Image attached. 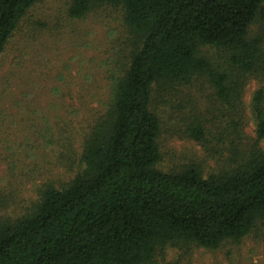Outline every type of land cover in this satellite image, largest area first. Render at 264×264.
Returning a JSON list of instances; mask_svg holds the SVG:
<instances>
[{
    "label": "trees",
    "instance_id": "trees-1",
    "mask_svg": "<svg viewBox=\"0 0 264 264\" xmlns=\"http://www.w3.org/2000/svg\"><path fill=\"white\" fill-rule=\"evenodd\" d=\"M40 1L0 0V57ZM104 4L122 8L130 48L103 60L108 91L93 120L67 107L12 130L18 142L0 140V264H156L168 247L238 243L264 220V0H72L68 15ZM202 81L212 107L184 125L214 165L162 171L157 93ZM252 81L261 85L248 103ZM54 83L48 94H61L66 78ZM14 117L4 122L20 124ZM41 151L73 174L67 183L45 177ZM25 182L36 193L26 203L11 191Z\"/></svg>",
    "mask_w": 264,
    "mask_h": 264
},
{
    "label": "rangeland",
    "instance_id": "rangeland-1",
    "mask_svg": "<svg viewBox=\"0 0 264 264\" xmlns=\"http://www.w3.org/2000/svg\"><path fill=\"white\" fill-rule=\"evenodd\" d=\"M71 2L41 0L34 5L0 57L1 141L7 138L20 141L11 135L12 130H27L34 125L35 117L40 118L46 112L53 116L58 111L65 113L66 108L71 107L81 113L80 120L86 124L100 109L108 91L103 60L112 48L120 47V54L124 47L126 50L130 48L126 46L129 31L124 23L122 8L104 4L94 8L86 18L74 21L68 15ZM257 28L264 30V24L259 22ZM203 49L216 65L225 63L223 52L214 46ZM59 73L66 78L63 92L48 94ZM86 73L92 77H85ZM260 85L257 81L249 84L246 92L248 103ZM209 92L211 88L202 81L197 86L173 91L165 98L157 93L154 109L162 118L159 143L163 157L158 165L160 170L176 172L192 162H200L206 168L214 165L203 146L188 135L184 125L190 115L204 114L212 107L210 96H207ZM52 103L59 106L52 108ZM5 115H14V119L21 123L13 125L10 121L4 122ZM12 126L13 129L6 132ZM254 129V123L250 121L248 134L253 136ZM41 155L50 158L49 161L41 160L46 170L45 177L50 175L57 183H67L73 174L59 167L54 169L53 163L50 164L55 160L51 153L44 156L41 151ZM24 161L27 162L26 159ZM19 183H22L20 179ZM4 184L8 185L7 182ZM33 184L25 182L19 188L15 185L11 191H15L14 195L26 203L25 197L31 198L36 194L31 188ZM156 264H264V220L238 243L226 242L217 250L195 245L188 248L168 247L164 254L157 257Z\"/></svg>",
    "mask_w": 264,
    "mask_h": 264
}]
</instances>
